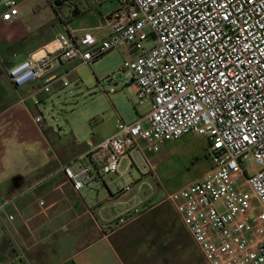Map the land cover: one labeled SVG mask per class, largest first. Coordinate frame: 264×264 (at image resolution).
<instances>
[{
	"label": "built area",
	"instance_id": "2783aa9c",
	"mask_svg": "<svg viewBox=\"0 0 264 264\" xmlns=\"http://www.w3.org/2000/svg\"><path fill=\"white\" fill-rule=\"evenodd\" d=\"M4 5V20L18 15L17 0ZM99 28L108 33L70 30L54 48L4 68L15 88L42 80L49 91L57 63L124 53L121 69L151 108L65 164L66 176L80 189L120 173L124 159L133 168L134 155L152 170L149 154L167 141L204 135L212 166L165 197L208 264H264V0H118ZM35 121L43 129L41 112Z\"/></svg>",
	"mask_w": 264,
	"mask_h": 264
},
{
	"label": "crops",
	"instance_id": "0c3cea01",
	"mask_svg": "<svg viewBox=\"0 0 264 264\" xmlns=\"http://www.w3.org/2000/svg\"><path fill=\"white\" fill-rule=\"evenodd\" d=\"M4 1L0 0V264H208L152 174L131 172L124 159L120 173H109L115 178L107 181L109 174H104L76 189L64 173L65 164L112 134L91 136L83 143L73 129L71 141L65 143L47 123L41 129L35 116L51 85L67 74L65 68L91 62L57 63L51 75L59 78L49 91L42 80L17 89L4 70L50 44L57 46L70 30L106 35L108 30L99 26L118 4L100 12L85 28H70L64 22V31L54 35L46 32L59 6L54 0H17L19 13L10 21L2 18ZM67 2L77 14L78 0ZM10 195L16 196L4 205ZM10 214L15 217L10 219Z\"/></svg>",
	"mask_w": 264,
	"mask_h": 264
},
{
	"label": "rangeland",
	"instance_id": "374dc122",
	"mask_svg": "<svg viewBox=\"0 0 264 264\" xmlns=\"http://www.w3.org/2000/svg\"><path fill=\"white\" fill-rule=\"evenodd\" d=\"M101 1L78 0L75 15L70 2L57 6L46 32L59 35L64 31V22L70 28H85L96 21L100 12L105 14L118 4V0ZM124 60V53L113 49L89 65L65 68L67 74L60 82L51 85L49 95L38 104V112H41L44 122L60 134L61 141L69 143L73 129L83 143L91 136H109L116 132L119 124H129L150 110V100L140 101L134 92L131 71L121 69ZM21 61L23 59L13 64ZM149 156L152 170H148L143 160L134 155L136 163L131 172L152 174L164 197L174 189L202 177L212 166L208 140L206 136L196 133L167 141L159 152L150 153ZM125 163L126 160L121 168ZM245 165L250 170L258 168L254 160H248ZM115 176L107 175V181Z\"/></svg>",
	"mask_w": 264,
	"mask_h": 264
},
{
	"label": "water",
	"instance_id": "95a60500",
	"mask_svg": "<svg viewBox=\"0 0 264 264\" xmlns=\"http://www.w3.org/2000/svg\"><path fill=\"white\" fill-rule=\"evenodd\" d=\"M67 1H71V0H54V4L55 5H61L64 2H67ZM131 81H133V79H131Z\"/></svg>",
	"mask_w": 264,
	"mask_h": 264
},
{
	"label": "bare ground",
	"instance_id": "6f19581e",
	"mask_svg": "<svg viewBox=\"0 0 264 264\" xmlns=\"http://www.w3.org/2000/svg\"><path fill=\"white\" fill-rule=\"evenodd\" d=\"M55 43H53V44H50L51 45V47L49 48V45H48V48L49 49H52V48H54L55 47V45H54ZM42 53H44V51L42 50L41 52L39 51L38 53H37V55H40V54H42Z\"/></svg>",
	"mask_w": 264,
	"mask_h": 264
}]
</instances>
